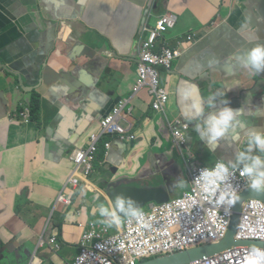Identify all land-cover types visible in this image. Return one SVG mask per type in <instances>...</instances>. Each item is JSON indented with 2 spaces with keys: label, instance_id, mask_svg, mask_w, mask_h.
Masks as SVG:
<instances>
[{
  "label": "crops",
  "instance_id": "1",
  "mask_svg": "<svg viewBox=\"0 0 264 264\" xmlns=\"http://www.w3.org/2000/svg\"><path fill=\"white\" fill-rule=\"evenodd\" d=\"M12 1L19 12L14 18H28L33 9L30 0ZM42 1L53 11L50 15L51 10L44 8L45 17L50 18L43 20L44 25L33 23L22 28L0 13V64L17 67L21 77L19 81L0 71V264H8L11 256L14 264H28L58 193L67 183L70 160L85 146L87 137L99 131L112 103L134 94L138 85L137 46L144 40L138 32L150 10V0ZM165 12L179 17L176 31L166 36L167 45L178 48L192 32L202 39L192 48L181 43L184 57L173 70L160 69L171 99L169 121H188L182 114L178 90L184 82H192L206 98L211 88L205 76L217 63L227 64L223 76L226 89L222 91L225 97L238 98L242 104L237 109L264 108L263 72L250 76L231 66V58L248 46L231 23L240 18L236 0H160L154 14ZM152 100L148 90L133 100V118L121 123L123 134L112 139L108 158L115 164L123 157L121 177L139 176L129 198L144 212L159 201L178 199L189 192L188 166L210 167L217 159H233L235 152L246 147V136L241 135L235 145L221 141L215 151L199 137L178 150L167 116L151 108ZM34 111L39 112L36 119ZM251 125L264 129V116L257 113ZM126 140L136 149L129 150ZM104 174L96 176V183ZM179 178L189 183L180 193L174 190ZM27 188L32 204L21 220L16 215V200ZM96 203L93 196L80 197L65 221L58 223L61 214H57L53 229L62 237L63 250L60 259L48 250L39 252L44 261L73 264L80 251L79 223L98 218L93 214ZM82 209L84 214H80Z\"/></svg>",
  "mask_w": 264,
  "mask_h": 264
},
{
  "label": "clouds",
  "instance_id": "2",
  "mask_svg": "<svg viewBox=\"0 0 264 264\" xmlns=\"http://www.w3.org/2000/svg\"><path fill=\"white\" fill-rule=\"evenodd\" d=\"M153 1H155L156 5H159L160 0H150L148 2V5L150 6ZM236 1L240 10V18L233 20L231 23L235 24V26L238 28L237 31L247 39L248 46L243 50V52L238 53L231 58L234 62L231 66L239 67L245 70L250 76H257L261 72H263L264 74V15H260L258 13V10L251 11L249 8H247L245 5L247 1ZM258 2L261 5L262 3H264V0H258ZM154 6L149 10V13H151L152 16L148 17V25L155 31L157 27V21L160 18H162L166 14L174 15V17L176 18L175 26L173 30H168L166 36L176 31L179 26V17L175 14L166 12L163 15L155 16L154 13L156 12V9H154ZM0 13H2L11 22H13V19H15L8 14L5 8L4 0L3 2H1L0 0ZM142 27L143 26H141L138 35L142 34ZM143 35V41L147 42L151 39L150 33L145 32ZM166 36V47H161L162 52L163 50L165 52H168L167 55L173 57V61L171 62L170 67L158 68L160 75V69L164 68L168 71H171L173 70L175 63L179 59L181 60L184 57V53H180L179 45L178 48L167 45ZM198 36V33L192 32L189 35H185V37L181 40L183 42L180 41V43L186 45L187 47L191 46L192 48L202 40L201 38H198ZM160 46H162V43L158 39V49H156L158 51H155L153 53L154 55L159 56ZM138 49L139 46H137L139 66L142 60L140 57L141 53L138 52ZM210 63H215V61H210ZM1 65L2 64H0V66ZM7 67L8 69L13 71V73L16 75L15 78L20 81L21 77L17 73V67ZM224 69H227L226 63H217L209 67V71L205 76V82L208 84V87L211 88V91L206 98L201 95L198 85L192 82H184L183 86L178 90L180 101L183 105L182 114L183 117L188 121L176 118L169 121V107L167 114L164 115L167 116L168 130L170 131V134L174 141L173 143L178 150L184 149L188 146V143L190 141L195 140L196 137H199L200 141H203L206 145L212 146L210 148V151H215L221 141L235 145L239 142L241 135H244L246 136V147L243 150L235 152L233 159H217L216 162L210 167L207 165L196 167L188 166L187 169L190 179L189 192L185 193L181 198L153 206L150 211L144 212L143 209L138 206L133 199L125 197L123 195L114 196V194L119 191L134 189L135 186L139 183V176L133 179L121 177L120 168L123 164V157L119 162L115 164H110V162H108V158L112 150V139H119V137L123 134L121 123L128 122L133 118V100L142 92L147 91V89H145L138 95H135L134 90V94L130 98H128L132 99V112H130L128 108L125 109V111L121 114L119 120L117 121V126L120 131H117L114 134H109L103 130L102 124L110 116L113 115L115 109L120 103L119 101L123 100L117 99L112 103L109 111L100 121L99 131L96 133H91L84 142L85 146L79 148L74 154L73 159L70 160L71 169L69 171L67 183H65L62 191L58 193L57 199L53 205L52 214L46 220V222L48 221L46 223V227L42 235L39 237L37 248L36 250H34V253L31 256L28 264H47V262L44 261L39 255V252L44 250H48L54 257L60 259L59 255L62 253L63 244L61 235L53 229L55 228L54 223H57L56 216L59 213L61 214L60 222L58 223L65 221L68 213L73 208L76 197L78 196L80 191L82 196L85 194V196H93V199L97 202L93 207V214L98 216V218H96L95 220L87 221L86 223H79V226L82 228L81 239L78 243L80 251L79 255L74 259L73 264L77 262L81 255V241L83 240L85 234L91 230L92 225H102L105 229L109 230V233L107 235L108 239L115 238L120 235V231L124 228V224L141 223L143 222L146 215L147 223L144 227V231H146L147 233H151L153 230V226L157 223V221H153L150 223V218L154 215L158 216L159 212L166 209L168 206L184 201L186 198L193 194L195 187L198 189L203 199H206L210 203L214 204L217 208H229L227 211L223 210V213L227 214L228 222L227 232L225 233V235L215 241H209L204 245H215L223 241L228 235L231 220L234 214V208L238 202V199L240 198V195L247 189H251L257 193H264V129L256 128L251 125V119L254 118L257 113H259L260 116H264V108L246 109L242 106L237 109L242 104L239 102L238 98L232 99L231 96L225 97V92L222 91V89H226L225 83L223 81ZM218 85L220 86V88H218L217 90ZM262 89L264 90V86ZM153 102L154 100L151 101L152 105ZM151 108L153 109V106H151ZM212 109L215 111H212ZM176 133L180 134V138L176 136ZM124 145L131 151L136 149L133 145V142L130 140H126ZM102 156L104 157L103 160L101 159ZM102 171H104L105 174L102 179L96 183V176H98V174ZM74 174L78 175L76 183H74ZM236 175L237 179H233ZM237 180L242 183V188L239 191H237L236 187L233 185L237 183ZM188 184L189 183L185 179L179 178L174 184V190L184 191L188 187ZM101 199H103L106 203ZM251 203H259L264 206V202L259 200H249L242 204V212L240 214V219L236 230V241L264 244V240L243 238L241 236V226L244 221L245 210L246 207ZM31 204L32 202L30 200V190L27 188L20 196H18L16 200L15 211L16 215L21 218V220H24L25 209ZM80 214H84V209L80 211ZM52 241H54V243H52ZM200 247L194 249H198ZM233 248L239 250L243 249L251 252L252 259L247 261L246 264H264L263 248ZM170 249L171 248H169L168 250ZM168 250L163 249L161 252ZM160 257L166 256L158 254L154 257L151 256L148 258L135 260L133 261V263L143 264ZM61 264L66 263L65 261H63ZM103 264L127 263L124 262L121 257H118L116 259L112 258V261H107Z\"/></svg>",
  "mask_w": 264,
  "mask_h": 264
},
{
  "label": "built area",
  "instance_id": "3",
  "mask_svg": "<svg viewBox=\"0 0 264 264\" xmlns=\"http://www.w3.org/2000/svg\"><path fill=\"white\" fill-rule=\"evenodd\" d=\"M155 1L150 5L153 8ZM142 29L150 33L151 39L143 41L139 45L138 52L141 53V62L138 66L139 82L135 89V95L147 89L152 96L153 109L157 112L167 114L170 97L166 93L161 83V75L158 71L160 67H170L173 57L167 55L161 47H166L165 36L168 30H173L176 18L174 15L166 14L157 21L154 31L148 25V17ZM158 39L162 46L159 48V56L153 53L158 49ZM181 43H179V46ZM118 107L112 116L103 122V130L109 134L120 131L117 126L121 114L125 109H131L132 99L120 100ZM180 138V134L176 133ZM74 183L77 182L78 175L74 174ZM237 179V175L233 178ZM237 191L242 188V183L237 180L233 184ZM67 203V202H66ZM229 208H217L214 204L203 199L195 187L193 194L184 201L174 203L159 212V215L152 216L150 223L157 221L151 233L144 231L147 217L141 223H126L120 231V235L115 238L107 237L109 230L102 225H92L81 241V255L75 264H103L112 261V258L121 257L127 264H134L133 261L151 256H168L176 252L194 249L215 241L225 235L228 222L227 214L223 213ZM241 236L243 238H253L264 240V206L259 203H251L246 207L245 217L241 226ZM54 243V241H52ZM171 248L170 250H168ZM168 250L163 251L162 250ZM252 259L251 252L233 248L219 256L203 259L194 264H246Z\"/></svg>",
  "mask_w": 264,
  "mask_h": 264
},
{
  "label": "water",
  "instance_id": "4",
  "mask_svg": "<svg viewBox=\"0 0 264 264\" xmlns=\"http://www.w3.org/2000/svg\"><path fill=\"white\" fill-rule=\"evenodd\" d=\"M244 1H247L245 5L251 11L258 10V13L260 15H264V3L260 5L258 0H249V1L244 0ZM1 2H3V0H1ZM30 3L33 5V9L32 12L29 14L28 18H26L25 20L19 19L18 17L13 19V22L17 26L24 28L29 25H32L33 23L44 25L43 20H46L47 22L50 21V18L45 17L47 12L44 11V8H46L47 10H51L50 15H52L53 11L49 3L44 4L42 0H39V3L38 0H30ZM1 69L5 70L9 74H12L14 77H16L13 71L8 69L6 65L2 64L0 66V70ZM43 77H45V75H43ZM133 192L134 189L119 191L115 193L114 196L123 195L125 197H131L133 195ZM249 200H259L264 202V193H257L251 189H247L240 195V198L238 199V202L234 208V214L231 220V225L229 228L228 235L223 241L215 245H204L198 249L153 259L143 264H193L202 259L211 258L213 256L219 255L233 247H256V248L264 249V244L261 243L236 241V230L239 223L240 214L242 212V204ZM166 202L168 201H159L158 203L163 204ZM15 261L16 260L14 256H11L10 260L8 261V264H14Z\"/></svg>",
  "mask_w": 264,
  "mask_h": 264
},
{
  "label": "flooded vegetation",
  "instance_id": "5",
  "mask_svg": "<svg viewBox=\"0 0 264 264\" xmlns=\"http://www.w3.org/2000/svg\"><path fill=\"white\" fill-rule=\"evenodd\" d=\"M4 4H5V8L8 12V14L11 16V17H15L16 14H18L19 12L17 11V8L16 6L14 5L13 1L12 0H4ZM12 25H13V22H12ZM11 25V26H12ZM86 193V192H85ZM86 195V194H85ZM85 195H81V191L80 193L78 194V196L76 197V200L80 197H84Z\"/></svg>",
  "mask_w": 264,
  "mask_h": 264
},
{
  "label": "trees",
  "instance_id": "6",
  "mask_svg": "<svg viewBox=\"0 0 264 264\" xmlns=\"http://www.w3.org/2000/svg\"><path fill=\"white\" fill-rule=\"evenodd\" d=\"M38 114H39V112H36V111L33 112V117H34V119H36V118L38 117ZM101 159L103 160L104 157L102 156ZM23 201H24V200H23ZM21 202H22V201H21Z\"/></svg>",
  "mask_w": 264,
  "mask_h": 264
},
{
  "label": "rangeland",
  "instance_id": "7",
  "mask_svg": "<svg viewBox=\"0 0 264 264\" xmlns=\"http://www.w3.org/2000/svg\"><path fill=\"white\" fill-rule=\"evenodd\" d=\"M157 8V5L155 6V9ZM39 120V118L37 119V121ZM181 191H179V193H180ZM145 211H150V209L149 208H146L145 209Z\"/></svg>",
  "mask_w": 264,
  "mask_h": 264
}]
</instances>
